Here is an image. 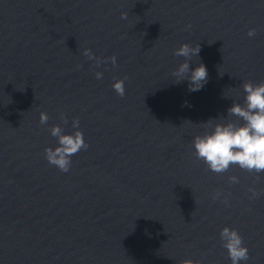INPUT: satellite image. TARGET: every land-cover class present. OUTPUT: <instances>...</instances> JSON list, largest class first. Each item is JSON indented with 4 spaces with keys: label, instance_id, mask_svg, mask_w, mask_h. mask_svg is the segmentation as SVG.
I'll use <instances>...</instances> for the list:
<instances>
[{
    "label": "water",
    "instance_id": "obj_1",
    "mask_svg": "<svg viewBox=\"0 0 264 264\" xmlns=\"http://www.w3.org/2000/svg\"><path fill=\"white\" fill-rule=\"evenodd\" d=\"M183 43L208 71L196 92L171 75ZM249 80L264 81V0H0V264H231L225 226L241 264H264V172L218 175L192 144ZM73 118L89 147L62 173L44 149Z\"/></svg>",
    "mask_w": 264,
    "mask_h": 264
},
{
    "label": "clouds",
    "instance_id": "obj_2",
    "mask_svg": "<svg viewBox=\"0 0 264 264\" xmlns=\"http://www.w3.org/2000/svg\"><path fill=\"white\" fill-rule=\"evenodd\" d=\"M127 17L128 13H121L122 19H127ZM247 35L254 37L256 29H249ZM200 50L199 44L193 46L183 43L173 53L177 57H183L184 60L173 70L171 75L177 83L188 80L190 92L201 90L208 81V71L203 63L190 69V62L193 57H199ZM83 55L94 61L96 67L107 62L95 56L91 49H84ZM107 60L111 61L113 67L117 66L116 56L108 57ZM77 67L80 68L82 65ZM95 77L97 80L102 79L103 72L96 71ZM112 88L118 96L125 95L124 80H115ZM242 89L245 93L243 103L233 101V104L227 109V117L210 119L203 123L206 131L195 136L192 144L196 158L202 160L211 172L222 175L228 172L230 167L238 166L249 173H256L258 179L259 174L264 172V81L260 83L245 81L242 84ZM232 117L237 119L233 120ZM60 118L64 124L68 123L67 117L63 113ZM48 120V114L41 111L39 123L46 125ZM237 121H242V123ZM71 126L77 130L68 134L60 125L51 126L49 131L51 136L57 138L58 146L44 149L45 159L62 173L70 171L74 155L89 147L83 132L79 130V118H73ZM228 179L231 184L239 183V178L236 176H230ZM249 192L252 194L251 198H258L262 194L255 188H249ZM220 196L221 191L217 190L211 198L215 201ZM224 203L227 204L226 199ZM220 240L222 247L227 249L231 264H241L242 261L249 260V250L236 229L223 227L220 231ZM180 264H201V262L185 259Z\"/></svg>",
    "mask_w": 264,
    "mask_h": 264
}]
</instances>
